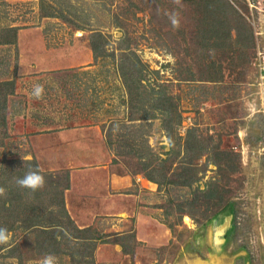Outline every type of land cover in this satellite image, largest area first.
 Segmentation results:
<instances>
[{
	"label": "rangeland",
	"instance_id": "obj_1",
	"mask_svg": "<svg viewBox=\"0 0 264 264\" xmlns=\"http://www.w3.org/2000/svg\"><path fill=\"white\" fill-rule=\"evenodd\" d=\"M226 1L243 21L224 8L206 15L202 0H0V34L19 28L16 44H0V171L20 179L28 169L47 192L27 191L40 209L59 201L61 187L26 160L61 185L68 173V189V166L108 161L131 180L123 195L73 204V224L46 211L45 225L59 220L62 230L19 225L0 236V264H264V108L254 66L264 0ZM130 52L121 76L116 64ZM60 60L51 71L40 66ZM90 125L103 127L112 157L29 155V137L37 149L50 129ZM212 185L216 197L205 198Z\"/></svg>",
	"mask_w": 264,
	"mask_h": 264
},
{
	"label": "trees",
	"instance_id": "obj_2",
	"mask_svg": "<svg viewBox=\"0 0 264 264\" xmlns=\"http://www.w3.org/2000/svg\"><path fill=\"white\" fill-rule=\"evenodd\" d=\"M229 10L230 12L234 13L236 15V10H234L233 6L226 0H202V11L206 14V15H213L216 13H221L222 11H224V9ZM42 10V18H50V17H60L62 18L64 21L71 23L62 11H58L55 10L53 12H46ZM238 18H240V21H243L240 15H236ZM241 29V27H238ZM19 28L18 27H10L7 26L5 28H3L1 30V33L3 32V34H0V44H4V45H10V44H16L17 41V30ZM244 29V28H243ZM242 29V30H243ZM246 29V28H245ZM244 29V30H245ZM92 49L94 52V56L96 59V62L99 60V58H101V56L98 55V51H99V46H97V44L92 43ZM134 55L135 53L130 52V54L128 53H123L121 56V60L120 63L118 62L116 64V69L118 70V72L120 73L121 76H124L126 68L123 65V61L125 60H130V56ZM103 58V57H102ZM124 58V60H123ZM98 63H95L94 66H97ZM213 75V74H211ZM215 77L210 76L209 80L210 81H215L214 80ZM140 83L136 84V87H142L143 83L142 80L143 79H139ZM8 84H10V82H8ZM127 86V88H129V86L126 84L125 87ZM137 89V88H136ZM139 90V89H138ZM133 92V91H132ZM135 98L134 100L132 99V102H135L138 100L140 93L138 91L137 94H134ZM151 101H156V98L153 97L151 98ZM140 103V101H139ZM141 105V103H140ZM102 127V126H101ZM103 129V127H102ZM223 154H225L226 156H229L230 153L224 152ZM26 164H33V166L35 167V169L37 170V173L41 174V176H48V178L51 181L50 186L54 187V188H58L61 187V192H59L61 198L59 199V201H53L51 202V205L49 207H45L44 209H40L39 206H35L34 205V201L29 199L27 197V191L31 190V188H33V191L36 192V198L39 199L43 194H47L46 190L40 191L38 188L40 186H37L36 181L37 180H31L32 174L30 173L29 175H25V171L28 169H25V171L20 173V179L19 178H15V173L12 171H0V236H5L6 234H8L9 232L15 231L16 228L19 227V225H22V228H24L25 230H30V229H40L42 233H49L51 231L54 230H62L64 229L62 222H60L59 220H57L56 222H53V224H49V225H45V221H44V215H46V211H50V213H54V211H57L55 209H59V213L63 215L64 218H66L70 223L73 224V221L71 219V217L68 214V211L66 210V206H65V201H64V192L65 190H67L69 188V175L68 173H66V183L65 185H61V178L59 177V179H57L56 175H52V174H43L39 171L38 169V165L35 162H31L26 160L25 162ZM30 172V171H29ZM28 172V173H29ZM146 177L152 181H157L155 178L146 175ZM36 186V187H35ZM218 186L217 185H212V189L210 191V193L207 195H204L205 198H213L215 196V194L217 193L218 190ZM40 191V192H39ZM216 197V196H215ZM223 198L220 197V200H222ZM217 204H215L216 206ZM177 212L181 215L182 213H186L187 210H185L183 207H181L180 205H178L177 207ZM41 210V211H40ZM35 211H39L38 213H35ZM221 211L215 212L212 217H216L217 214H219ZM30 212L31 215L29 214ZM212 219V218H211ZM210 220V219H209ZM208 220V221H209ZM23 222L25 223L23 226ZM79 231H81L79 229ZM54 238H50V240H53L52 243H56L57 241V237L56 236H52ZM129 254V253H127Z\"/></svg>",
	"mask_w": 264,
	"mask_h": 264
},
{
	"label": "crops",
	"instance_id": "obj_3",
	"mask_svg": "<svg viewBox=\"0 0 264 264\" xmlns=\"http://www.w3.org/2000/svg\"><path fill=\"white\" fill-rule=\"evenodd\" d=\"M26 40L19 38L20 46L24 45ZM31 46L40 45L39 40H32L30 42ZM24 46L20 48L21 57H25ZM34 50V47L33 49ZM56 50L48 49L44 46V54L53 55L52 53ZM68 59V58H67ZM71 59V58H70ZM23 60V58H22ZM65 61V59H64ZM35 62V60H34ZM57 63H62L60 61H48L46 64L41 63L48 68L45 71H51L56 67L52 65H57ZM90 64V60L86 63ZM39 66V65H38ZM91 65H88V67ZM37 68V64L34 63L32 66ZM86 68V67H84ZM82 69V68H81ZM41 72V71H39ZM35 73V72H33ZM21 75V74H19ZM94 131V132H91ZM46 133L50 137L49 139L44 138L41 148H34L33 140L30 138V145L33 146L34 153H29L33 156H63V157H101L110 158L111 153L106 144V136L103 129L99 125L90 126H79L70 129L60 128V129H50ZM43 133V132H42ZM52 134H59L57 138H51ZM55 137V136H54ZM38 151V152H37ZM70 174V189L66 191V207L69 214L72 215L73 204H84L93 203L100 198H112L116 195H123L124 192L131 185V180L129 176L125 175H115L110 169L111 166L109 162L92 167H84L75 169L72 166H68ZM104 175L105 180L96 182L91 179V176ZM82 177V181L79 180ZM89 218L94 219L96 216L92 214L91 211L88 212ZM119 217L120 214H115ZM76 216V215H75ZM74 218V217H73ZM89 227L88 226H84Z\"/></svg>",
	"mask_w": 264,
	"mask_h": 264
},
{
	"label": "built area",
	"instance_id": "obj_4",
	"mask_svg": "<svg viewBox=\"0 0 264 264\" xmlns=\"http://www.w3.org/2000/svg\"><path fill=\"white\" fill-rule=\"evenodd\" d=\"M254 66L258 74V95L264 108V46H260L255 55ZM264 156V140L261 142L258 153Z\"/></svg>",
	"mask_w": 264,
	"mask_h": 264
},
{
	"label": "bare ground",
	"instance_id": "obj_5",
	"mask_svg": "<svg viewBox=\"0 0 264 264\" xmlns=\"http://www.w3.org/2000/svg\"><path fill=\"white\" fill-rule=\"evenodd\" d=\"M197 264H203L202 262L198 261Z\"/></svg>",
	"mask_w": 264,
	"mask_h": 264
}]
</instances>
